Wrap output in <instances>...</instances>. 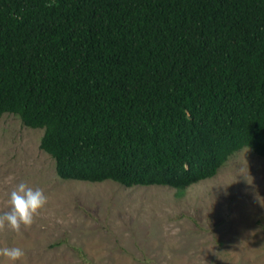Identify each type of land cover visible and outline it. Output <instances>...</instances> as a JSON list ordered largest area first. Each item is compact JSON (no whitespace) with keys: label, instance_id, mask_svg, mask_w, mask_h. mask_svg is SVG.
<instances>
[{"label":"trees","instance_id":"1","mask_svg":"<svg viewBox=\"0 0 264 264\" xmlns=\"http://www.w3.org/2000/svg\"><path fill=\"white\" fill-rule=\"evenodd\" d=\"M61 178L183 189L264 157V0H0V114Z\"/></svg>","mask_w":264,"mask_h":264},{"label":"rangeland","instance_id":"2","mask_svg":"<svg viewBox=\"0 0 264 264\" xmlns=\"http://www.w3.org/2000/svg\"><path fill=\"white\" fill-rule=\"evenodd\" d=\"M41 133L0 114V213L21 182L48 197L30 229L0 231L26 252L16 264H264V157L247 146L177 190L61 178Z\"/></svg>","mask_w":264,"mask_h":264},{"label":"clouds","instance_id":"3","mask_svg":"<svg viewBox=\"0 0 264 264\" xmlns=\"http://www.w3.org/2000/svg\"><path fill=\"white\" fill-rule=\"evenodd\" d=\"M14 177L9 176L6 183H11ZM48 202L42 188H32L21 182L9 193V211L0 213V231L10 230L20 233L21 228L30 229L35 218ZM26 252L23 248L13 246L0 248V257H4L10 264L23 261Z\"/></svg>","mask_w":264,"mask_h":264}]
</instances>
